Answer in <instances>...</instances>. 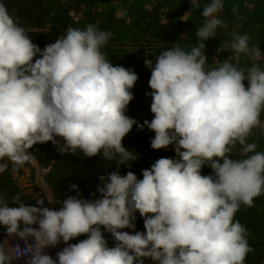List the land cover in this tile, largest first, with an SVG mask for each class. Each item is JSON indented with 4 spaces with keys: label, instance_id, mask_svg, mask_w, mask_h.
<instances>
[{
    "label": "clouds",
    "instance_id": "9594fccd",
    "mask_svg": "<svg viewBox=\"0 0 264 264\" xmlns=\"http://www.w3.org/2000/svg\"><path fill=\"white\" fill-rule=\"evenodd\" d=\"M222 10L223 0L203 9L199 43L190 51L175 45L155 62L145 58L154 116L141 124L126 115L138 74L114 66L102 51L111 32L91 23L68 27L41 49L0 2V174L9 164L14 173L35 164L29 150L49 141L61 155H100L117 166L100 175L91 194L98 198H82L76 184L70 185L76 195L49 198V204L62 203L58 210L44 206V199L30 205L17 194L10 204L0 195V225L26 245L0 242V264L21 257L26 264H57L45 249L61 242L67 246L57 253L58 264H145L146 258L158 264H246L254 249L235 215L264 195V152L248 142L254 129L264 128V69L254 64L245 71L229 60L206 67L204 42L223 26ZM249 42V35L234 34L230 49L237 62L242 53L260 57L259 45ZM134 125L155 133L153 149L174 146L176 153L143 169L142 179L119 171L138 159L123 145ZM237 144L245 158H232ZM205 165L212 174H202ZM137 211L146 231H123L136 229ZM105 232L115 246L109 247ZM81 235L87 238L68 243Z\"/></svg>",
    "mask_w": 264,
    "mask_h": 264
},
{
    "label": "rangeland",
    "instance_id": "374dc122",
    "mask_svg": "<svg viewBox=\"0 0 264 264\" xmlns=\"http://www.w3.org/2000/svg\"><path fill=\"white\" fill-rule=\"evenodd\" d=\"M31 1V0H30ZM33 2V1H31ZM36 6L56 17L55 20L41 25H25L30 31L32 41L43 49L47 44L54 43L65 35L68 27L85 28L95 24L100 30L112 33L107 45L102 49L113 65H121L134 70L138 81L131 91L134 99L130 102L126 115L135 118L139 123L151 121L152 97L146 95L152 89L149 86L151 70L145 65V58L155 62L156 56L163 50L179 45L183 50L190 51L199 43L197 30L205 22L203 9L212 0H37ZM34 2V4H35ZM235 9V11H234ZM24 12H13L21 16ZM218 18L224 23L216 29V36L206 40L205 54L208 68H216L225 60L247 71L252 65L258 64L264 69V0H223V10ZM234 34H247L250 47L259 45L260 57L240 54L239 62L235 52L230 49ZM228 45V50L218 52L220 47ZM151 52V53H150ZM247 86V81L244 82ZM264 122V112L261 113ZM155 133L146 126L141 131L137 125L123 139V145L133 151L132 144L138 142V148L147 151ZM249 143L257 144L256 151L264 152V128L254 129ZM52 142L34 145L33 152L36 163H28L15 173L12 165L0 174L2 185L12 192V197L20 194L24 203L35 205L38 199H44V206L58 210L62 203H48V199L60 200L76 195L77 190L71 189L76 184L77 171L81 172L94 163H102L100 156L84 157L80 152L76 155H61ZM38 150V151H37ZM233 159L245 158L241 146L233 149ZM57 164L55 166L54 164ZM88 166V167H87ZM80 170V171H79ZM77 185V184H76ZM82 198L85 190H80ZM259 209L264 211V195L258 197ZM11 206H17L12 204ZM23 227V225H22ZM123 231H144L140 223L136 229ZM81 235L80 240L86 239ZM7 240V233L3 241ZM68 243H76L75 238ZM145 264H158L151 258Z\"/></svg>",
    "mask_w": 264,
    "mask_h": 264
},
{
    "label": "trees",
    "instance_id": "16d2710c",
    "mask_svg": "<svg viewBox=\"0 0 264 264\" xmlns=\"http://www.w3.org/2000/svg\"><path fill=\"white\" fill-rule=\"evenodd\" d=\"M33 1V2H31ZM0 0L6 4L8 9L13 12H24L18 17L21 26L25 25H41L51 22L56 19L51 13L46 12L45 9L36 6L37 0ZM35 2V4H34ZM133 151L138 154V159L132 162V167L129 169L125 165L119 166L121 175H126L128 171H133L138 178L142 179V170L150 168L151 165L161 157L176 158L174 146H169L167 149L155 150L151 147L147 151L138 148V142L132 144ZM57 166V164H54ZM88 167V166H87ZM117 170L115 161L105 160L102 163H94L92 166L85 168L83 171H77L76 184L79 186L78 190H85L84 197L86 199H94L96 197L91 194L96 191L97 185L101 184L99 179L101 174H108ZM80 171V170H79ZM213 173L211 167L205 165L202 169L203 175H210ZM12 192L2 185L0 180V195H2L8 202H10ZM259 198H255L253 207L241 206L235 215V219L239 220L248 230V242L254 249L246 257V264H264V211L259 209ZM136 224L140 223L144 228V219L140 216L139 212L136 213ZM144 231L145 228H144ZM6 234V228L0 225V242H3V236ZM108 241L109 247L115 246V242L110 233H104ZM76 243L80 241L79 237L75 238Z\"/></svg>",
    "mask_w": 264,
    "mask_h": 264
},
{
    "label": "built area",
    "instance_id": "2783aa9c",
    "mask_svg": "<svg viewBox=\"0 0 264 264\" xmlns=\"http://www.w3.org/2000/svg\"><path fill=\"white\" fill-rule=\"evenodd\" d=\"M35 227H38V225H36ZM7 240L9 241V243L11 245H16L18 244L21 248H24L26 245H25V241L18 238V237H8L7 236ZM29 242H33V239L30 238ZM67 244L64 243V242H61L59 245H57L56 247H48L45 249V252L46 254H51V252L53 251H61L64 247H66ZM26 260L27 258L26 257H21L19 259H15L12 261V264H26ZM57 260V264H58V258L56 259Z\"/></svg>",
    "mask_w": 264,
    "mask_h": 264
},
{
    "label": "water",
    "instance_id": "95a60500",
    "mask_svg": "<svg viewBox=\"0 0 264 264\" xmlns=\"http://www.w3.org/2000/svg\"><path fill=\"white\" fill-rule=\"evenodd\" d=\"M34 226H36V225H34ZM58 252H59L58 250L51 252L50 255L53 257V259H57V258H58V257H57V253H58Z\"/></svg>",
    "mask_w": 264,
    "mask_h": 264
}]
</instances>
